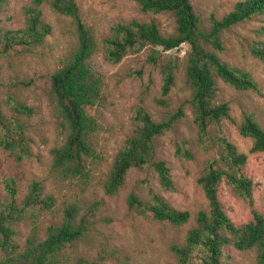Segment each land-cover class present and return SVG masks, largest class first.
Here are the masks:
<instances>
[{
    "label": "trees",
    "instance_id": "1",
    "mask_svg": "<svg viewBox=\"0 0 264 264\" xmlns=\"http://www.w3.org/2000/svg\"><path fill=\"white\" fill-rule=\"evenodd\" d=\"M144 11L172 12L175 30L164 34L154 20L134 17L111 24L103 37L97 39L90 25L80 16L76 0H28L22 7V24L17 27L0 25V58L12 53L31 51L42 44L52 31V24L42 17L43 5L55 14L67 17L72 24L74 44L61 65L46 79L48 93L66 128L62 144L49 149L51 165L62 178H85L90 172L89 162L97 157L96 147L101 127L96 116L85 106L99 102L103 95L104 78L87 62L99 51L102 59L119 62L129 53L150 46L146 60L155 64L162 52L187 41L190 48L184 59V79L190 89V108L194 113L197 128V143L212 148L208 143L209 127L220 125L229 117L228 102L218 100V78L236 89L259 91L258 81L243 67L229 63L222 57L225 45L222 34L226 29L247 18L264 12V0H237L233 7L216 17L202 20L192 0H135ZM7 0H0V13ZM249 52L255 58L264 59V39L251 40ZM177 56L169 57L159 64L160 96L155 102L162 106L168 103L167 94L175 82ZM1 71V69H0ZM140 72V71H139ZM2 84L0 78V85ZM3 103L9 115L0 106V147L14 159L31 158L32 153L24 132L21 114L31 115L32 109L12 93H6ZM131 116L133 130L124 138L120 148L112 154V161L101 181L107 195L117 193L123 186L131 167L150 166L156 173L161 187H173L170 167L154 151V137L164 134L184 114L182 103L163 118L154 119L143 106L137 104ZM238 132L252 139L251 152L264 153V127L252 112L242 111L237 126ZM219 156H212L204 163L197 177L207 208H200L194 216V224L180 241L169 243L174 262L172 264H226L228 247L237 250H253L254 264H264V214L254 206L251 178L243 172L247 154L238 151L235 144L219 135ZM186 140L176 143L175 153L191 157V146ZM224 180L233 192L250 207V217L235 223L225 211L218 197V187ZM0 195V264H98L97 260L84 254H67L66 249L89 230L90 214H78L76 206L68 204L58 219H50L42 227L34 225L25 244L16 243L18 224L32 222L36 215L53 208L52 193L44 192L41 179L33 177L26 190L17 196L18 187L14 176L3 178ZM148 198L139 197L130 191L126 196L129 207L150 218L180 225L190 218L188 209L172 206L158 192L148 189ZM79 216V217H78ZM105 251V249H102Z\"/></svg>",
    "mask_w": 264,
    "mask_h": 264
},
{
    "label": "rangeland",
    "instance_id": "2",
    "mask_svg": "<svg viewBox=\"0 0 264 264\" xmlns=\"http://www.w3.org/2000/svg\"><path fill=\"white\" fill-rule=\"evenodd\" d=\"M27 1L7 0L0 13V25L20 26L23 23L22 7ZM76 1L82 20L91 26L97 39L105 35L111 24L131 17L154 20L164 34L175 30L172 12H144L135 0ZM235 1L192 0V3L199 17L208 23L210 14L220 16L229 11ZM42 17L52 24V31L42 44L31 51L0 58V106L11 114L3 101L6 93H12L32 109L31 115H20L32 157L16 160L0 147V195L4 177H15L18 197L26 190L28 181L35 177L42 180L44 192L52 193L55 201L53 208L36 215L34 222L28 218L18 224L15 236L17 244H25V237L31 234L34 225L42 227L50 219L60 218L64 206L71 204L76 206L78 214H90V226L83 237L66 249L67 254H84L97 260L98 264H172L174 257L169 243L172 240L180 241L194 224L196 211L207 208V200L197 177L206 160L219 156V135L232 141L238 151L247 154L243 172L253 184L251 196L254 206L264 214V153L249 151L252 139L240 134L237 129L243 110L252 112L264 127V59L253 57L248 49L252 39H264V12L239 22L222 34L225 45L222 57L248 70L258 81L260 89L257 92L236 89L218 78L217 99L228 102L229 117L223 118L220 125L212 124L209 127L208 143L212 148L197 143L194 113L188 101L190 89L184 79V59L190 48L187 41L162 52L155 64L146 60L150 46L129 53L115 63L103 60L99 51L92 54L87 62L104 78L101 100L85 106V110L94 114L101 124L97 157L89 162L87 177L74 179L62 178L51 165L49 149L63 143L67 130L46 87L48 75L61 65L74 44L72 24L67 17L55 14L47 5H43ZM173 56L178 57L175 82L167 94V105L162 106L155 102V98L161 95L159 64ZM181 103L184 114L164 134L153 139L156 157L162 158L170 167L173 187L163 189L150 166L131 167L120 190L112 195L105 194L102 177L110 166L112 154L134 128L131 118L134 107L139 104L154 119H160ZM183 140H186V146H191V157L178 155L174 151L176 143ZM149 188L158 192L172 206L188 209L191 213L189 220L176 226L154 220L128 206L126 196L130 191L147 199ZM218 193L225 211L235 223L244 222L250 217L249 205L224 180L219 184ZM227 251L226 264H254L253 250L228 247Z\"/></svg>",
    "mask_w": 264,
    "mask_h": 264
}]
</instances>
